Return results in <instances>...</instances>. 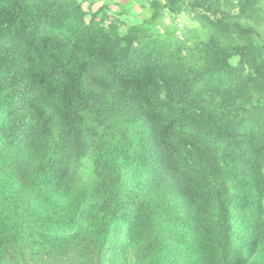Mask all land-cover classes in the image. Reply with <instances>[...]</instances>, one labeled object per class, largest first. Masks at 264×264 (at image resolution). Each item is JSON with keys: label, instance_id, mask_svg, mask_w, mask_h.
<instances>
[{"label": "trees", "instance_id": "obj_1", "mask_svg": "<svg viewBox=\"0 0 264 264\" xmlns=\"http://www.w3.org/2000/svg\"><path fill=\"white\" fill-rule=\"evenodd\" d=\"M144 3L0 0V264H264V0Z\"/></svg>", "mask_w": 264, "mask_h": 264}, {"label": "rangeland", "instance_id": "obj_2", "mask_svg": "<svg viewBox=\"0 0 264 264\" xmlns=\"http://www.w3.org/2000/svg\"><path fill=\"white\" fill-rule=\"evenodd\" d=\"M94 2L93 8H98L102 3L109 5L111 12L113 11H121L123 12V16L121 17L128 25L137 24L141 21V19L147 15V11L144 9V0H92ZM109 12V13H111ZM166 22L169 21L168 24L172 23V17L168 18V14H166ZM174 23L177 24L179 29H185L186 32H194L196 31L197 25L192 22L187 17H179L176 18ZM124 27L121 28L123 33Z\"/></svg>", "mask_w": 264, "mask_h": 264}]
</instances>
